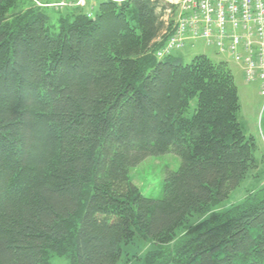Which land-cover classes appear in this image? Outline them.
Masks as SVG:
<instances>
[{"label":"trees","instance_id":"1","mask_svg":"<svg viewBox=\"0 0 264 264\" xmlns=\"http://www.w3.org/2000/svg\"><path fill=\"white\" fill-rule=\"evenodd\" d=\"M52 3L0 0V264H264V185L219 209L259 167L243 64L159 59L153 0ZM168 155L144 195L131 172Z\"/></svg>","mask_w":264,"mask_h":264},{"label":"built area","instance_id":"2","mask_svg":"<svg viewBox=\"0 0 264 264\" xmlns=\"http://www.w3.org/2000/svg\"><path fill=\"white\" fill-rule=\"evenodd\" d=\"M87 1L62 0L49 6L63 9L85 6ZM153 1L165 25L163 35L170 36L156 52L159 59L185 49L192 40H205L219 53L227 52L242 63L246 82L258 83L264 97V0Z\"/></svg>","mask_w":264,"mask_h":264},{"label":"rangeland","instance_id":"3","mask_svg":"<svg viewBox=\"0 0 264 264\" xmlns=\"http://www.w3.org/2000/svg\"><path fill=\"white\" fill-rule=\"evenodd\" d=\"M58 3L60 0H51ZM71 1V0H70ZM100 1V0H90ZM104 1V0H103ZM73 3H77L72 1ZM52 3V4H54ZM88 4V3H87ZM86 4V5H87ZM94 4V2H90ZM80 6V7H86ZM71 7V6H69ZM53 18V24L57 28V11H50ZM165 30V28H164ZM161 38L156 40L160 43ZM162 46V44H161ZM206 55L214 61H230V57L221 56L218 54L216 48L207 45L205 40H192L186 48L180 52L174 53L173 57H181L183 62L189 64L196 56ZM229 68L235 77V82L239 90L241 111L239 113V120L245 134L252 137L257 146V162L259 167L249 175L243 184L229 197L228 201L220 206V210L228 209L232 205H236L245 201V198L264 185V97L259 94V87L255 83H247L241 68L233 63L227 62ZM178 162L172 156L168 155L160 158H151L141 164L139 167L131 172V180L138 187V189L146 196L159 197L163 191V181L166 172L170 169H177ZM208 214L201 213L193 222L207 217ZM139 246L129 249V258L132 254L143 256L145 252L151 248L149 244L139 242ZM126 258V257H125ZM135 259L127 264H133ZM53 264H69L67 259L56 257ZM122 264H125L124 262Z\"/></svg>","mask_w":264,"mask_h":264}]
</instances>
